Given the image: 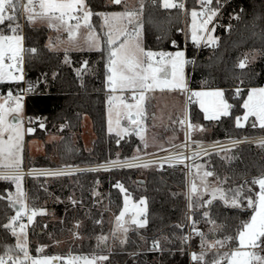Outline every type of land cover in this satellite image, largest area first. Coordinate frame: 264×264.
<instances>
[{"label": "trees", "instance_id": "1", "mask_svg": "<svg viewBox=\"0 0 264 264\" xmlns=\"http://www.w3.org/2000/svg\"><path fill=\"white\" fill-rule=\"evenodd\" d=\"M184 3L187 12L183 17L182 11L164 9L160 0L155 4L151 0L145 2L142 33L145 49H184L185 59L192 64L186 68L188 86L194 90L217 88L224 91L225 98L233 108L229 117H222L219 121H206L194 102L188 104L190 120L210 130L206 133L210 142L264 135V129L252 128L250 125L236 128L234 123L235 117L243 114L242 104L248 90L264 86V0H220V13L215 19L217 25L214 32L219 42L215 46L194 45L189 37L183 34V22L189 10L198 8L196 0H185ZM86 4L93 13L117 9L116 6L107 4L106 0H86ZM21 23L24 24L23 18ZM91 23L97 32L103 35L99 15H93ZM23 32L24 47L38 49L35 56L25 54L26 82L33 88L24 100V111L25 117L35 129L27 138L43 140L47 131L63 126L62 138L55 149L57 161L54 162L50 158L51 145L46 144L44 154L37 156L33 163H27V167L55 168L102 164L114 159L116 152H119L121 159L129 158L138 144L137 138L134 135L126 136L117 144V137L107 133V53L71 52V63L65 64L64 54L48 49L46 27L24 24ZM252 52L257 54L252 64H248L243 70L236 67L246 53ZM84 60L88 61L89 67H93V71L78 77L75 69L80 68ZM15 85L1 84L0 91L12 89ZM237 87L242 89L239 96L235 94ZM83 115L89 118L95 135L87 152L72 143V135L80 130ZM41 123L45 125L43 129L39 126ZM225 156L230 159L224 158ZM205 160L209 163L208 170L214 169L221 178L229 177L223 185L226 190L243 185L245 195H255L256 185L246 182L264 175V147L255 142L244 143L232 147L225 155L216 152L211 156L206 155ZM117 182L123 184L134 201L147 198L148 223L144 228L131 231L125 244L116 246L108 254V260L104 261V264H190L187 242L181 240V237L186 236V228L182 226L186 222L188 208L187 180L184 174L163 173L156 167L141 171L137 168H115L109 171L74 173L57 180L29 176L25 187L29 204L37 208H44L52 195H60L63 198L69 190L79 194L74 206L56 201H52V206L56 216L62 220V232L71 228L73 222L81 223L80 235L83 239L73 250L89 253L105 251L103 245H98L96 241L109 231L108 210L117 214L122 207V193L115 187ZM96 184L100 185L98 189L105 195L104 207L96 206L91 197L90 193ZM249 187L252 188L251 193L248 192ZM6 190L13 191L14 185L0 181V194H4ZM246 203L245 199L242 201V207L236 209L225 206L222 201H214L213 216L218 223L226 225L222 232L216 233V238L222 239L225 235L236 236L241 223L249 220L252 213ZM201 211L195 210L193 218L199 221L198 227L203 231L208 225L202 220ZM5 213L14 214L7 208L5 201H0V223L6 222ZM97 220L102 222L97 224ZM42 224L37 219L36 229L30 234V238L35 237L38 244L44 245L47 240L42 233ZM154 240L160 242L159 249L153 248ZM198 241L199 237L192 238V250L198 248ZM0 243L14 244L15 238L0 229ZM143 243L149 249H142ZM36 246V243L30 245L29 251L33 255ZM236 246V240L233 239L225 248L232 249Z\"/></svg>", "mask_w": 264, "mask_h": 264}, {"label": "snow or ice", "instance_id": "2", "mask_svg": "<svg viewBox=\"0 0 264 264\" xmlns=\"http://www.w3.org/2000/svg\"><path fill=\"white\" fill-rule=\"evenodd\" d=\"M151 2L155 4L157 0H151ZM110 3L113 6H122V10L93 13L86 4V0H26V2L25 0H0V82L24 80L25 54L35 56L38 53L35 47L28 49L24 47V24L31 26L37 22L46 23L50 29L60 33L61 36L66 34V38L61 36H57L55 40L50 38L47 45L48 49L54 52L60 51L61 46H64L65 64L71 63L69 51L88 50L107 53L105 87L109 93L107 98L108 132L115 134L117 144L125 136L134 134L146 148L148 145L144 121L147 119L148 93H154L157 90L161 92L188 91L184 66L189 61L185 59L183 51L153 52L143 47L145 0H135V3H131V0H110ZM199 3L201 10L193 9L190 13L192 42L197 46L201 41L208 46H215L219 38L211 34L215 32V26L209 28V25L220 13V0H215V5L214 0H199ZM162 7L187 12L184 0H162ZM93 15H99L102 18L103 24L100 27L103 35L98 33L92 25ZM22 18L24 24L21 23ZM236 18L239 19L238 16ZM191 62L194 63V61ZM247 66L246 59L240 60L236 65L241 70ZM75 71L78 77L89 71L88 61L84 60L81 67ZM241 83H243L242 80ZM32 88L30 84L28 89L21 92L26 94ZM241 91L242 89L237 87L236 96H239ZM126 93L130 95H125ZM193 97L196 98L195 101L192 100ZM23 99V94L13 95L11 90L6 96L0 97V181H6L15 186L14 191L6 190L4 194H0V201H5L7 208L14 213L11 215L5 213L6 222L0 223V229L15 238L14 244L0 243V249H2L0 264H53L61 258L34 257L29 251L28 228L36 222L37 216L46 215L47 212L43 208L31 206L28 202V194L23 188L22 153L25 135L22 115ZM189 102H198L204 113V119L209 121H219L222 117H229L233 108V105L224 98L222 89L191 92ZM242 107L245 112L243 116L235 117V127L243 128L249 117H255L251 127L264 129V87L249 89ZM177 122L185 131V140L180 147L185 150L194 147L191 155L179 152L166 157L170 167L177 163L182 164L185 160L195 162L201 153L212 155L211 151L203 148L202 141L191 139L192 133L197 130L203 131V127L191 122L187 107L184 109L183 118ZM39 126L41 129L45 127L43 123ZM26 131L31 134L35 129L29 127ZM240 142L234 141V143ZM260 146L264 147V139L260 141ZM161 150L165 149L161 148ZM221 151L228 150L221 149ZM224 158L230 159L227 156ZM140 159L139 155L124 160H120L117 156L116 160H109L105 165L98 167L109 171L112 167L147 168L150 166V163H138ZM65 167L68 171L64 169L42 171L40 174L51 176L71 174L72 166ZM160 167L162 168L163 164ZM185 167L189 168L192 176L187 192L188 209L191 214L187 216L190 221V232L181 237V240L186 243L194 236L199 237L200 251L190 253L193 264H264V175L246 182L258 185L259 191L253 196L245 195L243 185L226 190L223 185L227 183L229 177L221 178L214 169L208 170L203 164L193 163ZM209 177H215L214 182H210ZM115 187L124 194V207L115 218L113 235L116 232L126 233L129 221L131 225L144 228L148 223L147 198H141L138 203H132L129 216L130 196L127 189L119 182ZM248 192H252L251 187ZM205 196L208 198L205 199ZM245 199L246 207L253 213L250 219L241 223L235 237L225 235L222 239H217L216 233L222 232L226 225L218 223L214 218V201L219 200L227 207L239 209ZM72 203L77 202L73 200ZM197 209L202 210L201 218L210 226L207 233L198 227L199 221L193 218ZM126 216H128L127 220ZM95 222L99 224L102 221ZM76 227H79V223ZM177 227L181 226L177 225ZM210 235L211 238H209ZM107 239V236L101 235L98 237V242L104 243ZM233 239L238 241V245L228 251H221ZM159 247L160 242L154 240L153 248L159 249ZM42 251V247L37 249V252ZM209 253L212 254L211 259L207 258ZM107 260L106 255L72 257L67 264H103Z\"/></svg>", "mask_w": 264, "mask_h": 264}, {"label": "rangeland", "instance_id": "3", "mask_svg": "<svg viewBox=\"0 0 264 264\" xmlns=\"http://www.w3.org/2000/svg\"><path fill=\"white\" fill-rule=\"evenodd\" d=\"M147 0H145L146 2ZM185 1V0H184ZM197 1L198 4V8H196L195 10L200 11V3ZM26 2V0H25ZM107 4L112 5L110 3V0H106ZM131 3H135V0H131ZM160 4L162 6V0H160ZM117 9L113 10V11H117V10H122V6H116ZM193 9H190L186 18H185V22H183V28H182V32L183 34H186L189 39L192 41L191 39V11ZM111 12V11H110ZM183 17L185 16V12H182ZM100 17V16H99ZM101 20V25L103 24V20L100 17ZM74 23V22H73ZM217 22L214 20L212 24H210V28H212L213 26H216ZM31 26H44L47 28L48 30V34H47V40L48 39H52L55 40L57 36H61L60 33L54 31L53 29H50L46 23H40L37 22L35 25H31ZM214 36V32L211 33ZM61 38H66V34H63V36H61ZM142 42H143V34H142ZM48 44V43H47ZM200 45H206V43L204 41H202L200 43ZM63 47L61 46V50L60 51H56V52H60L62 54H64L63 51ZM144 47V44H143ZM145 48V47H144ZM88 51V50H85ZM177 51H183L184 50H174V51H170L169 53H175ZM71 52H80V51H69L68 56L70 55ZM83 52V51H81ZM153 52H161V51H153ZM256 52H252V53H246L245 57L242 60H247L248 64H252L255 60H256ZM70 58V57H69ZM185 67V66H184ZM93 71V67H89V71H86L82 74L85 75L87 73H90ZM80 76V77H82ZM185 76V80H186V74L184 73ZM256 88H260V87H256ZM217 88L214 89H209V88H203V89H199V90H194V91H210V90H215ZM193 91V92H194ZM109 93L107 92V95L105 97V114H106V128H107V133L110 134L108 132V114H107V110H108V104H107V98H108ZM125 95H130V94H125ZM247 95L248 92L243 100L244 101L247 99ZM225 98V95H224ZM226 99V98H225ZM196 100V98H195ZM227 100V99H226ZM196 104V107L200 110V112L203 115L204 118V113L203 111L200 109L199 107V103L198 102H194ZM243 105V104H242ZM188 108V107H187ZM245 110L243 109V114H244ZM184 113V108H183V98L179 97L174 91H164L161 92L159 90H157L154 93H148V100H147V119L144 121V125L146 128V132H145V136L147 139V147L145 148L144 143L139 139V137H137L136 135H134L137 140H138V144L136 145V147L134 148L133 152H132V156L134 155H139L141 157V159L144 158H148V157H152L155 155H159L162 154L164 152L170 151L172 149L177 148V146L183 141V136L181 135V133L179 132L178 128H177V120L178 118ZM243 114L241 116H243ZM23 128L25 129V135H24V140H23V163H22V170L24 173V180H23V188L26 191V187H25V183H26V179L29 176L32 177H37V176H43L46 179L49 178H53L54 180H57L59 178H62L63 176H70V175H74V173H71L69 175H59V176H51V175H34L33 174V170L36 169H56V168H64V166L61 167H55V168H37V167H27V163H33V161L35 160V158L39 155H43L44 151H45V145L46 144H50L51 145V153H50V158L56 162L57 158H56V153H55V149H56V145L58 144V142L61 140L62 138V126H59L53 130H49L46 132L45 137L43 140H38L35 138H27V135L29 133H27V128L32 127L30 124L27 126L25 123V111H24V99H23ZM189 115V113H188ZM190 118V117H189ZM255 120V117H249L248 122L245 124L246 125H250L252 124V122ZM192 121V120H191ZM209 121V120H206ZM193 122V121H192ZM209 122H215V121H209ZM235 123V122H234ZM195 125H198L194 122ZM257 128V127H256ZM209 129H205L203 128V131L197 130L195 131V136L194 138L198 141H203V142H210L211 140H208L206 138V133H209ZM111 135H114V133H111ZM264 135H258V136H254V137H261ZM95 135L92 131V126H91V122L89 120V118L85 115L82 116L81 119V126H80V130L77 133H74L72 135V143L75 144L76 146H78L80 149H82L83 151H88L91 147V142L94 139ZM116 137V136H115ZM126 137V136H125ZM124 137V138H125ZM123 138V139H124ZM238 139H224V140H220L218 142H226V143H230V141H235ZM257 145H260V141L255 142ZM234 146H230L227 148H223L229 151V149H231ZM161 148L165 149V150H161ZM137 149H139V152H137ZM221 150V149H220ZM214 151L211 153H219V155H225L228 154L227 152L224 151ZM117 156H119V152L115 153V158L112 160H116ZM205 156L200 157L199 159H197L194 163H198V164H203L206 166V168L208 167L209 163L207 160H205ZM129 157V158H130ZM120 160H124L119 158ZM86 165H94V164H84V165H78V166H86ZM156 166L154 165H150L147 168L144 167H139L137 169L141 170H146L148 168H154ZM194 171V169L192 170ZM186 177V176H185ZM192 176L189 175V177H186L187 180V192H188V187H189V182L191 181ZM210 182H214L215 177H209L208 178ZM197 183H199V181H197ZM100 187L99 184H96L95 188L91 191V197L94 200V203L96 206H105L106 202H105V195L103 193V191H100L98 188ZM14 190H15V186H14ZM13 190V191H14ZM259 191L258 185H256V192ZM255 192V193H256ZM79 194H77L74 190H69L68 194L65 197H60V195H52L49 197V200L45 203L44 208L47 212L46 215H42V216H37L36 217V222L37 219L40 220L43 224H42V233L45 234L47 243L43 244H38L37 243V239L34 238H30V234L32 232L35 231L36 229V222L32 225L29 226L28 228V241H29V249H30V245L32 243H36V252L35 254H31L34 257H43V256H55V257H60V260L54 261L53 264H59L60 263H64L65 261V257L66 254L69 252H75V253H84V252H79V251H74V247L77 246L79 244V242L83 239L82 236L80 235V228H81V223L80 222H73L71 225V228H66V230L64 232H62L60 229L62 228V220H60L56 214H55V209L52 206L53 202H62L65 203L67 205H76L73 204L72 201L75 200L76 198H78ZM208 197L205 196V199H207ZM140 200V199H139ZM138 201H134L131 197H130V201H129V208H130V212H129V216L131 215V204L132 203H138ZM53 201V202H52ZM80 202L82 203V201L80 200ZM124 207V194H122V207L119 210V212L117 214H114L112 210H108L109 213V231L108 233L105 235L108 237V239L104 242V243H99L98 240L96 241L98 243V245L102 244L103 245V249L105 251H94V253L96 255H106L108 256V254L113 251V249L116 246H123L125 244V241L129 235V233L131 231L134 230H139L141 228L136 227L135 225H131L130 221H129V226H128V231L126 233L124 232H116L115 235H113V231L115 228V218L116 216L119 215L120 211L123 209ZM253 213H251L252 215ZM251 217V216H250ZM125 219H128V216L125 217ZM250 219V218H249ZM79 223V227H76V224ZM46 225V227H45ZM210 226L208 225L206 227V229H204L203 231L207 233L208 228ZM78 234V235H77ZM219 239V238H217ZM192 240V239H191ZM191 242V241H190ZM237 245H238V241H236ZM192 244V243H191ZM43 248L42 252H37L38 248ZM198 248H196L195 250H192V252H199L200 251V247H199V241H198ZM142 249H149L147 247V245L145 243H143L142 245ZM229 249H221V251H228ZM92 253V252H89ZM89 253H84L86 257H89ZM211 253H209L208 255V259H211ZM189 256V262L190 264H193V261L191 260L190 254ZM104 264V262H103Z\"/></svg>", "mask_w": 264, "mask_h": 264}, {"label": "built area", "instance_id": "4", "mask_svg": "<svg viewBox=\"0 0 264 264\" xmlns=\"http://www.w3.org/2000/svg\"><path fill=\"white\" fill-rule=\"evenodd\" d=\"M163 52L169 53L170 51L169 50H163ZM188 66H192V64L191 63L185 64V67H184L185 73H186V68ZM23 74H24V80L20 81V82H14L16 85L12 89H7L5 91H0V97L6 96L7 93L11 90L13 95L23 94L24 95V100H25V98L29 94V91L26 92V94L21 92V90L28 89V87H29V85L26 82L25 59H24V64H23ZM187 87H188V91H186V92H181V91H178V90L176 91L177 95L179 97L183 98L184 107H188V104L191 103V102H189V96H190L191 92L194 91V89L190 88L189 86H187ZM192 100L195 101V97H193ZM187 111H188V108H187ZM188 117H189V115H188ZM181 118H183V114L178 118V120L181 119ZM25 123L28 126L30 124V120L28 118H25ZM192 123L194 124V122H192ZM177 128H178L179 132L181 133V135L183 136V141L177 146V148L172 149L170 151H167L165 153L159 154V155H155V156H152V157L140 159V161H138V163H150V165L156 166V168L160 172H163V173H181V174H184L186 177H189V175H190L189 168L185 167V165H192L194 163L192 160H185L184 163H182V164L181 163H177V164H175V166L170 167L169 163L165 159L170 154L174 155L176 153L183 152L185 155H191V153H192V148L194 146L190 147L187 150H185V149L180 147V145L185 140V131H184V129L181 128V126L179 125L178 122H177ZM194 136H195V131L191 135V139L192 140H196L194 138ZM262 139H264V136H261V137H248V138H241V139L235 140V141H241L240 143H234V141H230L229 144L226 143V142H203L202 146H203V148L208 149L211 152H214V151H217V150H220V149H223V148H227V147H230V146H236V145H240V144H244V143L261 141ZM196 141H198V140H196ZM202 156H204L203 153H201L200 157H202ZM199 158H197V159H199ZM105 164L106 163L94 164V165H86V166H72L71 173L93 172L92 170H89V169H96L95 171H103L104 169L100 168L98 166L105 165ZM161 164H163L162 168L160 167ZM115 168H127V167H112L111 169H115ZM61 169H64L65 171H68V169L66 167H64V168H56V169H36L35 171H33V174L34 175H41L40 173L42 171H57V170H61ZM188 215H190V212H189V209L187 208V210H186V222L182 226V227L186 228V235H188L189 232H190V221L187 219ZM190 241H191V239L187 242V245H188L187 253H188V255L192 252V249L190 248ZM94 255H96V254L94 252H92V253H89L88 256L92 257ZM72 257H86V256H85L84 253L69 252V253L66 254L65 261L62 264H67V261L70 258H72Z\"/></svg>", "mask_w": 264, "mask_h": 264}, {"label": "crops", "instance_id": "5", "mask_svg": "<svg viewBox=\"0 0 264 264\" xmlns=\"http://www.w3.org/2000/svg\"><path fill=\"white\" fill-rule=\"evenodd\" d=\"M198 2H199V0H198ZM209 28H210V26H209ZM49 42V39L47 40V43ZM202 42V41H201ZM184 73H185V69H184ZM186 74V73H185ZM11 83H14V81H4V82H0V85L1 84H11ZM186 83H187V86H188V81H187V75H186ZM262 87H264V86H262ZM254 88H256V87H254ZM200 89H203V88H200ZM209 89H214V88H209ZM251 89V88H250ZM195 90H199V89H195ZM175 93H176V91H174ZM177 94V93H176ZM183 108L185 109V107H184V102H183ZM203 142V141H202ZM165 153V152H164ZM23 169V168H22Z\"/></svg>", "mask_w": 264, "mask_h": 264}, {"label": "water", "instance_id": "6", "mask_svg": "<svg viewBox=\"0 0 264 264\" xmlns=\"http://www.w3.org/2000/svg\"><path fill=\"white\" fill-rule=\"evenodd\" d=\"M139 182L141 183L142 181L140 180Z\"/></svg>", "mask_w": 264, "mask_h": 264}]
</instances>
